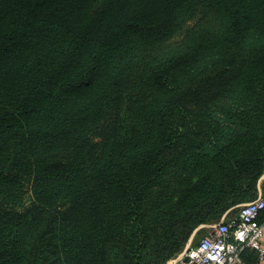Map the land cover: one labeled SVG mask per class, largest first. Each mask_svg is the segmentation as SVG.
Listing matches in <instances>:
<instances>
[{
    "label": "trees",
    "instance_id": "16d2710c",
    "mask_svg": "<svg viewBox=\"0 0 264 264\" xmlns=\"http://www.w3.org/2000/svg\"><path fill=\"white\" fill-rule=\"evenodd\" d=\"M263 175L264 0H0V264H168Z\"/></svg>",
    "mask_w": 264,
    "mask_h": 264
},
{
    "label": "built area",
    "instance_id": "2783aa9c",
    "mask_svg": "<svg viewBox=\"0 0 264 264\" xmlns=\"http://www.w3.org/2000/svg\"><path fill=\"white\" fill-rule=\"evenodd\" d=\"M264 192L241 206L238 212L210 227L194 245L188 244L170 264H243L240 253L248 247L264 264Z\"/></svg>",
    "mask_w": 264,
    "mask_h": 264
},
{
    "label": "rangeland",
    "instance_id": "374dc122",
    "mask_svg": "<svg viewBox=\"0 0 264 264\" xmlns=\"http://www.w3.org/2000/svg\"><path fill=\"white\" fill-rule=\"evenodd\" d=\"M176 39H180V37L178 36ZM259 192H264V175L262 176V178L258 182V193L253 199H255L258 196ZM250 201L251 200H246V201L238 204L235 207H231L228 210H226L223 214L225 215L228 213L229 214L228 217H232L238 212V210L241 206L245 205L246 203H248ZM222 215H219L217 217L216 216L212 217L205 224L200 225V227L194 232V234H193V236H192V238L188 244H192V245L196 244L207 233V231L210 229V227L212 225H214L215 223H217L221 220ZM173 260H171V262Z\"/></svg>",
    "mask_w": 264,
    "mask_h": 264
},
{
    "label": "crops",
    "instance_id": "0c3cea01",
    "mask_svg": "<svg viewBox=\"0 0 264 264\" xmlns=\"http://www.w3.org/2000/svg\"><path fill=\"white\" fill-rule=\"evenodd\" d=\"M223 216H224V215H223ZM223 216H222V217H223ZM222 217H221V218H222ZM227 218H228V215H227ZM170 262H171V261H170ZM170 262H169L168 264H170Z\"/></svg>",
    "mask_w": 264,
    "mask_h": 264
}]
</instances>
